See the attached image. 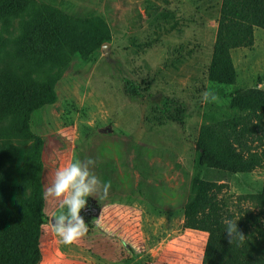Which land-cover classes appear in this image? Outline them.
Listing matches in <instances>:
<instances>
[{
    "label": "rangeland",
    "instance_id": "374dc122",
    "mask_svg": "<svg viewBox=\"0 0 264 264\" xmlns=\"http://www.w3.org/2000/svg\"><path fill=\"white\" fill-rule=\"evenodd\" d=\"M34 1L73 16H101L112 31L110 59L102 48L87 61L74 56L56 84L57 102L32 117L34 132L45 139L44 190L57 168L89 158L96 162L91 170L112 185L107 199L97 197L99 217L85 216L94 219L87 222L92 231L76 243L63 244L49 220L40 264H202L208 234L184 227L199 129L207 104L227 103L235 87L264 85V29L256 28L252 47L233 50L237 82L222 95L208 80L222 0ZM27 13L0 12V33L8 35L6 24L13 30ZM128 79L142 96L126 94ZM205 91L218 99L205 102ZM166 100L173 114L163 111ZM263 180L264 168H257L229 182L223 195L232 213L264 221L244 197L260 191ZM62 211L58 200L45 198L49 217ZM93 231L117 249L105 256L92 250Z\"/></svg>",
    "mask_w": 264,
    "mask_h": 264
},
{
    "label": "trees",
    "instance_id": "16d2710c",
    "mask_svg": "<svg viewBox=\"0 0 264 264\" xmlns=\"http://www.w3.org/2000/svg\"><path fill=\"white\" fill-rule=\"evenodd\" d=\"M7 10L28 13L11 31L6 24L8 35L0 33V264H40L50 217L42 181L45 139L34 132L32 117L57 102L56 84L73 57L89 60L112 41V31L101 16H73L34 0H0V12ZM258 27L264 29V0H222L208 69V80L222 95L237 82L233 50L252 47ZM124 89L131 97L142 96L132 80ZM227 96L223 105L207 104L203 115L184 227L208 234L202 264H264L263 219L232 213L223 195L236 175L264 168V88L235 87ZM172 108L163 103L164 112ZM244 197L264 218V180L260 191ZM227 220L237 221L243 241L229 243ZM93 232L92 250L105 256L117 249L116 243L103 242L102 232Z\"/></svg>",
    "mask_w": 264,
    "mask_h": 264
},
{
    "label": "clouds",
    "instance_id": "9594fccd",
    "mask_svg": "<svg viewBox=\"0 0 264 264\" xmlns=\"http://www.w3.org/2000/svg\"><path fill=\"white\" fill-rule=\"evenodd\" d=\"M205 102L216 101L218 97L210 91L202 94ZM95 160L89 158L85 161L73 160L63 167L56 169L51 185L45 189V198L58 200L61 207L66 209L51 221L52 231L65 245H72L88 232L85 218L81 215L86 210L89 197L107 199L111 191V182L102 181L91 169ZM54 220V223H53ZM227 237L231 244L233 240L245 239L239 230L237 221H225Z\"/></svg>",
    "mask_w": 264,
    "mask_h": 264
},
{
    "label": "water",
    "instance_id": "95a60500",
    "mask_svg": "<svg viewBox=\"0 0 264 264\" xmlns=\"http://www.w3.org/2000/svg\"><path fill=\"white\" fill-rule=\"evenodd\" d=\"M109 46H110V43L109 42H106V43H104L102 45V50H103V52H104V54H105V56H106V58L108 60L110 59V56H109ZM87 200L88 201L90 200L93 204H96L97 205L96 207L94 206L93 212L91 214H89V218L99 217V215H100V213L102 211V205H101L99 199L98 198H94V197H89ZM83 211H86V210H82V212ZM82 212H81V214H82ZM53 217L54 216L50 217V222L52 221ZM53 223H54V220H53Z\"/></svg>",
    "mask_w": 264,
    "mask_h": 264
},
{
    "label": "flooded vegetation",
    "instance_id": "af4514ba",
    "mask_svg": "<svg viewBox=\"0 0 264 264\" xmlns=\"http://www.w3.org/2000/svg\"><path fill=\"white\" fill-rule=\"evenodd\" d=\"M94 206L96 207V204H93L92 202L88 203V204H87L86 211H83L81 215H83L84 218H85V216H88V218H89V214H91V213L93 212V210H94V209H93ZM91 220H92V219H91ZM91 220H89V221H91ZM87 222H88V221H87Z\"/></svg>",
    "mask_w": 264,
    "mask_h": 264
},
{
    "label": "crops",
    "instance_id": "0c3cea01",
    "mask_svg": "<svg viewBox=\"0 0 264 264\" xmlns=\"http://www.w3.org/2000/svg\"><path fill=\"white\" fill-rule=\"evenodd\" d=\"M232 54H233V53H232ZM259 87H263V88H264V85H263V84H262V85L260 84V86H259Z\"/></svg>",
    "mask_w": 264,
    "mask_h": 264
}]
</instances>
